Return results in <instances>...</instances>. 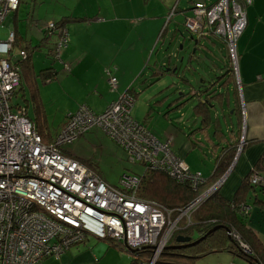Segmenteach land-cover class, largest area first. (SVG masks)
I'll list each match as a JSON object with an SVG mask.
<instances>
[{"label":"built area","instance_id":"obj_1","mask_svg":"<svg viewBox=\"0 0 264 264\" xmlns=\"http://www.w3.org/2000/svg\"><path fill=\"white\" fill-rule=\"evenodd\" d=\"M251 3H195L184 27L196 39L210 35L221 40L235 72V44L246 27L245 9ZM18 5L19 0H0V27ZM45 31L57 37L53 59L62 63L60 56L68 44L66 28L49 22ZM13 42V32L0 39V264H39L47 258H59L87 238L117 242L130 254L147 248L152 252L149 264H154L176 230L178 217L171 220L169 210L136 198L139 177L124 175L117 186L107 185L58 147L97 128L132 163L189 180L194 190L203 182L200 174L190 173L187 164L172 151L170 141H159L132 117L134 100L127 93L98 114L81 106L67 116L54 143L44 142L26 109L15 102L20 73L17 65L10 63ZM20 56L24 58L21 52ZM63 65L68 68V64ZM105 74L114 92L117 78L110 69ZM260 181L256 174L251 177L253 184ZM200 201L198 197L179 218Z\"/></svg>","mask_w":264,"mask_h":264},{"label":"crops","instance_id":"obj_2","mask_svg":"<svg viewBox=\"0 0 264 264\" xmlns=\"http://www.w3.org/2000/svg\"><path fill=\"white\" fill-rule=\"evenodd\" d=\"M202 1L207 3V5H211L217 0H199L198 2ZM181 2L182 0H50L48 10L52 8V16L49 22L64 21V27L68 32V45L63 50L62 55H64H61L62 64L78 62L74 69H71V75L69 76H76L72 71L75 72L76 67L85 61L89 62H86L85 66L82 65L80 68H85L87 72L90 71L91 74L94 73L98 75L97 79L91 77L93 83L90 85L89 91L92 88L95 91V94L92 93L93 99H88L86 101L80 99L79 104H84L96 114L101 113L110 103L116 101L119 96L123 94V91H126L129 86H132V83L135 84L137 80L143 76L142 82L137 86L139 91H136L134 88V96L136 97L138 92L142 93L144 89L142 87L150 78L144 75L145 71L141 70L138 73V78L132 79L136 74V70L139 68L140 62L145 59L147 56L146 54H148V56L151 54L152 50L155 49L156 42H159L164 36H169V34H171L173 39L171 38L169 40V44L170 46L172 45V42H174L177 36V26L180 24H178V21L173 24L175 31L172 33L168 28L171 20L174 19L176 21L177 17L175 16L183 14L184 22L185 18L190 13L191 6L195 4L196 0H187L185 6L179 7ZM173 9H175L174 16L167 23L165 20L169 18L171 10ZM17 13L18 10L16 13H13V19L16 18ZM245 13L247 24L235 44L237 62L234 72L235 79L222 84L221 87L216 82L214 88L218 87L217 94H221L220 97L213 99V96L209 94L212 90L204 95H200L199 91L204 88L203 85L206 81H203L204 78L211 80L210 76L203 77V70H209L213 74L211 77L216 76L217 78L221 73L220 68L223 66V61H226L227 52L225 58H219L217 61L218 63H215L212 58H208L205 54L197 58L198 55L196 56L195 54H197L198 51L207 52L208 49L206 43L204 45L203 41L196 44L197 40L194 37V44L198 47H195L196 52H193L197 69L193 67L194 60L192 58L183 65V58L179 55V51H181L183 47H180L179 51H176V48L174 49L173 63H170L171 56H167V62L162 60L160 63H157L156 59L153 64L152 70H154L155 73L153 72V74L155 76L157 75L156 70L159 65H166L169 70L171 68L173 69L172 72L166 70V74L170 76V80L173 79L174 81V83H171L173 90L167 95V98L171 100L159 99L154 102V107H151L150 102L146 100L145 112L141 119H138L137 114L134 113L136 112L134 107H132L131 111L132 117L137 122H141L147 127L159 141H170L172 151L185 163L194 151H198L201 155H195L193 162H202L203 165L210 164V166L204 165L205 170L203 167H200L201 170H199V172L204 178H208L212 174L213 165L211 156L214 157V155L219 152L220 147L218 144L219 142L224 144V136L228 137V139L237 137L244 145L245 143H250L247 147H242L241 152L239 151L237 153L229 172H227L226 178L220 183L221 185L218 188L219 193L228 200H232L242 180L249 175L254 163L264 151V0H252V4L246 7ZM38 22L40 23L41 21ZM165 25L168 26L166 27L164 36H161ZM39 32L42 33V38L41 36L40 39L36 37V39L39 40L35 49H41V47L47 48V57L48 50H51L56 43L57 37L51 36V40L47 37L44 39L45 35L43 34V30H39ZM181 34L182 33H180V35ZM32 38L33 37L29 38L26 35L20 36V44L29 48L30 44L33 42ZM166 42L167 40L165 38L160 43L158 51V53L161 52L163 57H166ZM206 42L213 45L216 43L224 45L221 40L215 37ZM136 43L140 45L137 51L138 53L141 51V58L139 61L134 62L133 58H129L130 61L132 60V62H134L133 64L128 61V63L120 65L117 60L120 59L121 53L124 52L123 50ZM208 51L213 55L212 51ZM125 53H131V49H125ZM215 57L217 58L216 55L213 58L215 59ZM178 60L181 63L179 67L177 66ZM110 62L117 65L115 71L117 88L114 92L109 90L107 85L108 82L102 78L101 71H95L96 67L99 68ZM199 63L201 65L203 64V66L197 67ZM206 63L208 65H206ZM60 66L54 63L49 64V62H44L42 66H39L38 70L35 68L32 69L34 74L38 75L43 69L53 68L52 71H56V79L58 72L61 71L62 66ZM140 73L141 76H139ZM41 77L42 76H40V78ZM151 84V82H148L149 86L147 88L151 87ZM36 85L39 97L38 104L42 107L38 79ZM65 86L67 87V85H64V87ZM158 88H161V86ZM160 90L161 89H159V91ZM158 94L159 93H155V95ZM207 94H209L207 96V106L211 121L217 124L218 129L217 132H215L213 127H210L204 134L199 133L196 135L195 133L191 136L195 141L203 139L202 135L205 136L206 146L204 147L202 146L203 144L199 143L200 148L201 146L203 147V149H200L191 144L186 137L185 131L190 128L191 125L195 124V128L199 124V118H197L198 112L196 113V111H194V107L197 105L198 101L204 100ZM79 104L75 101V104L70 105V107L66 109L67 113L65 117H67L69 113L77 110ZM166 105L168 106L165 114L162 110ZM184 107H187L188 112H190V117L186 121L185 115L182 113ZM155 109L160 112H155ZM171 111L182 113V117L179 118L177 122L173 121L175 119L169 117V112ZM42 114H44L43 110ZM158 117L164 118L167 126L161 131L157 129V132L154 133L151 127V121L153 118ZM41 119L42 122L40 125L43 128V132L46 134V137L42 135L45 142H49L53 135H56L66 123V119L61 121L57 131L51 135L46 123L45 114L44 118ZM182 122H185V130L183 128H176L174 125L175 123L182 125ZM208 138H210V141H208ZM191 166L190 164L188 165L192 170L193 167L195 169L198 168L194 163H192ZM220 181L221 180L218 182ZM252 194L255 195L254 193H250V195ZM257 196L264 200V192H258ZM258 197L254 200L252 197L247 201L248 204H251L249 207L250 214L248 217V224L249 227L257 232L264 240V210L257 204H254L257 202L256 200L259 199ZM97 242L98 240L96 239L87 238L83 243L71 247L59 258H47L39 264H100L101 258L111 251L109 248V250L107 249L108 251L103 250V246ZM107 243H109V247L113 246L118 248L121 252H126L131 261L130 253L119 245V243L114 241ZM215 254L224 255L225 261L222 262L224 264H249L227 251L223 254Z\"/></svg>","mask_w":264,"mask_h":264},{"label":"trees","instance_id":"obj_3","mask_svg":"<svg viewBox=\"0 0 264 264\" xmlns=\"http://www.w3.org/2000/svg\"><path fill=\"white\" fill-rule=\"evenodd\" d=\"M193 5L191 6V8L193 7ZM191 8L190 13L187 17L191 16ZM174 13L175 9L171 10L170 16L166 20L167 23L172 19ZM55 24L61 27H64L65 25L64 21L55 22ZM167 26L165 25V28H163L161 36H164ZM184 33L188 36L189 40H194V37H196L192 34H189L186 31L185 27ZM43 34L45 35L44 39L46 37L49 38L51 36H54L47 34L45 29L43 30ZM13 35L14 42L12 44V50L10 53V63L12 65H17L20 73V84L15 94V99L17 100H15V102H17L18 105L23 106L27 112L28 108L32 106L33 117L30 119L35 122L39 134L46 137V134L43 132V128L40 125L42 122L41 118H44V114H41L38 110V106H35L39 101L36 83L38 77L40 76H42V81H52L55 78L56 71H52L53 68H46L41 70L38 75H35L29 62L30 56L27 55L28 47L20 44L21 41L19 38L17 39L16 32H13ZM211 38L214 37L210 35L202 36L200 39H196V44L203 41L205 45V42L207 40L210 41ZM193 42L195 43V40ZM54 45L51 50H48L47 56H51V60L56 63V61L53 59ZM194 47L198 48L197 45H195ZM15 49H19V53H17L16 55L15 53H13ZM20 52L24 54V58L20 56ZM194 52H196L195 49ZM226 52L227 58L225 62L223 61V66H221L220 68V75L217 78L216 76L210 77L211 80H207L204 78L203 81H206L203 85L204 88L201 90L199 89L200 95H204L212 90L209 94L213 96V99H216L221 96V94H217L218 87L214 88V86H216V82L221 87L222 84L235 79L234 70L231 66V58L229 56L227 48ZM193 56L194 53L191 52L189 55V59L192 58L195 61L196 59ZM202 66L203 65H201L200 63L197 64V67ZM194 68L197 69L196 66ZM166 70H169L166 65H159L156 70V76L163 75V73L166 74ZM111 71L112 74L115 75L116 69H111ZM169 71L172 72L173 69L171 68ZM152 72H154V70ZM141 73L139 76H141ZM153 77H155L154 74ZM149 82L151 81L149 80ZM124 93H127L134 100V83H132V86H129L127 90L124 91ZM209 94L205 96L204 100L198 101L197 105L194 107V111H196V113L198 112L197 118H199V124L195 128V124H193L185 131L186 137L191 142V144L194 147L198 148H200L199 143L203 144L202 146L204 147L206 146V138L204 135H202L203 139L195 141L191 137L193 134H204L210 127H213L215 132H217L218 129L217 124L215 122L212 123L211 116L209 114L210 112L207 106V96ZM76 111L69 114H74ZM140 124L142 123L140 122ZM43 136L42 139L44 140ZM224 140V144H221L220 142L218 144L220 147L219 152L214 155V157L211 156L213 166L212 174L210 175V177L204 178L199 171L192 170L189 167L190 173H199L203 180L202 184L199 185V188L197 190H194L192 188L189 180L174 179L164 171L151 169L149 168V166L143 163H139L143 166L144 169L142 174L139 176V186L135 194L136 198L141 201L153 203L163 210H169L171 212V220H175L178 217V224L180 228L178 231H175L173 236L170 238L172 244H169V242L166 244L165 248L161 251L154 264H198V260H200L203 256H206L207 254L226 251L236 255L249 264H264V240L257 232L249 227L248 217L250 214L249 207L251 206V204H248L247 202L252 197L253 200L256 199L258 197V192H264V151L258 158V160L254 163V166L251 169L249 175L242 180L232 200L226 199L219 193L218 189H215L213 190V192H211V194L207 195L204 200H201L199 203L192 207L190 214H187L188 217L185 216L186 219L179 218L181 211L193 205L200 194L205 192L207 189L212 188L215 183L223 178V176L232 166L233 161L236 158L237 153L239 152L238 150L242 147L244 148V146L247 147L250 144H242L237 137L228 139V137L224 136ZM208 141H210V138H208ZM202 146L200 149H203ZM80 162L87 168L95 172L90 164L85 161ZM254 174H256V176L261 179V181L257 184H253L251 182V177H253ZM250 193H254L255 195H250ZM256 201L257 202H255L254 204H257L261 207V209L264 210V200L259 198ZM179 236L189 237L191 239V242L197 241L199 239L202 240H200L196 245L192 247L183 248L181 247L182 244L176 242V238ZM245 250H247L248 252H245ZM151 255L152 252L149 249L142 248L134 254H130V264H149Z\"/></svg>","mask_w":264,"mask_h":264},{"label":"rangeland","instance_id":"obj_4","mask_svg":"<svg viewBox=\"0 0 264 264\" xmlns=\"http://www.w3.org/2000/svg\"><path fill=\"white\" fill-rule=\"evenodd\" d=\"M198 1L199 0H196V2H198ZM186 2H187V0H182L179 7L185 6ZM199 3H205V2L202 1ZM205 4H207V3H205ZM48 6H50V0H43V1H40V0H20V6L18 9V13L16 15V18L13 19L14 14H10L5 19V21L2 23V25L0 27V39L1 40L6 39L7 33L9 31L16 32L17 39L20 38V36L22 37L23 35H26L29 38L33 37L32 38L33 42L30 44V47L27 49V55L30 56V58H29L30 65L32 66V68H35L36 70H38L39 66H42L44 64V62H47V63L49 62V64L54 63V62H52V60L50 58L51 56L46 57L47 48L41 47V49H35L36 45L38 44V40L40 39V36L42 38V33L39 32V30L42 31L45 29V27L49 23V20L51 19V16H52V8L48 10ZM175 17H177V20L175 21L174 19H172L170 24H169V27H168L169 30L173 33V31H175L173 24L177 21H178V24H180L179 26H177V29H176L177 36H176L174 42H172V45L170 46V44H169V40L171 38L173 39V37H171V34H169V36H164L159 42L157 41L155 49L152 50V52L149 56H148V54H146L147 56L145 57V59L143 61H141L139 64V68H138L139 70L138 69L136 70V74L132 78V79L138 78L137 77L138 73L141 70H143V71H145L144 75L148 76L150 78L151 83H152L151 87L147 88L149 86L148 85L149 81H148L142 87V88H144L143 92L142 93L138 92V95L134 99L133 107H134V110H136V112H134V113L137 114L138 119H141V117L143 116V114L145 112L146 100H148L150 102L151 107H154V102L159 100V99L160 100L167 99V101L171 100V99L167 98V95L169 94V92H172L173 89H172L171 83H174V81H173V79L170 80V76L167 74H164V73H163V75L153 77V72H152L153 70L152 69H153V64L155 63L156 59H157V63H160L162 60H164V62H167L168 61L167 56H171L170 63H173L174 62V59H173L174 49L176 48V51H179V48L183 47L182 50L179 51L180 52L179 55L181 58H183V65H184L189 60L190 53L194 52V49H195L194 42L190 41L187 38L186 34L184 33V27L182 25V22L184 19L183 14L177 15ZM38 21H41V22L39 23ZM180 33H182V34L180 35ZM36 37H38L39 39H36ZM51 38L52 37H49L48 39L51 40ZM165 38L167 40L166 48H165L166 57H163L161 52L158 53V51L160 48V43ZM205 43H206L207 49L212 51L213 55L208 50H207V52H199L198 51L197 54H195L196 56L198 55L197 58L202 57L205 54L208 58H210V59L212 58V60L215 63H218L217 61L219 60L220 57L225 58L226 50H225V46L223 44L216 43L215 45H213V44L208 43V42H205ZM139 46L140 45L136 43L131 47L129 46V48L126 47L125 49H127V50L131 49V53H125V49H124L123 50L124 52L121 53L120 59H118L117 62L120 65L126 64V63H128V61H130L129 58H131V59L133 58L134 62L135 61L138 62L139 59L141 58V56H140L141 51L139 53L137 52ZM13 53H15V55H16L17 53H19V49H15ZM62 53H61V55H62ZM215 55L217 56V58L215 57V59H214L213 57ZM86 62H89V61H85L81 65H78L76 67L75 72L72 71V73H75V75H76L74 77L69 76V75H71V69L73 70L78 62L68 64V68H66L59 61H56V63H54L56 65L62 66V67L60 66L61 71L58 72L56 79L54 78L52 81H42L41 80L42 77L41 78L38 77V86H39V91H40V95H41L40 99H41L42 107L39 106L38 102L36 103L35 106L36 107L38 106V108H39L38 110L41 114H42V110L44 111L46 123L49 127V132L51 133V135L54 134L55 131H57L58 127L60 126L61 121L66 119V117H65V115L67 113L66 109L68 107H70V105L75 104V101L78 102V104H79L80 99L83 101L84 100L86 101L88 99L89 100L93 99V94H95V91L93 90V88L89 91V87L93 83V79H91V77H93L94 79H97L98 75H96L94 73L91 74L90 71L87 72L85 68H82V67L80 68V66H82V65L85 66ZM130 62L132 64L134 63V62H132V60ZM180 65H181V63L178 60L177 66L179 67ZM116 66H117L116 64H114L113 62H110L109 64L100 66L99 68L96 67L95 71L96 72L101 71L102 78L108 82V78L105 74V70L110 69V68L116 69ZM193 66L194 67L196 66L195 61H194ZM231 66L234 69L233 64H231ZM203 73H204L203 77H205V76L211 77L213 75L209 70L207 71V69H204ZM79 78H80V80H79ZM143 78L144 77L142 76L134 84V88L136 91L138 90L137 89L138 84H140L142 82ZM64 85H67V87L65 86L66 87L65 88ZM107 85L109 88V84H107ZM159 86H161V88H158ZM155 89H156V91H155ZM159 89H161V90L159 91ZM109 90H110V88H109ZM122 93H124V91ZM155 93H159V94L155 95ZM83 105L84 104H79V106L77 107V110ZM29 106H30V104H29ZM167 106L168 105H166L162 110V112L165 114L167 112L166 111ZM155 112H160V111L155 109ZM28 113H29L28 117L32 118L33 117L32 106H30V108H28L27 114ZM182 113L185 115V121H186L190 117V112H188V108L184 107ZM182 113L171 111V112H169V117L171 119H175L173 121L177 122V120L182 117ZM155 116H156V114H155ZM174 125L176 126V128L178 127V128H183L184 130L186 129L185 128V122H182V125H178V123H175ZM166 126H167V123H166L164 118H160V117L153 118V120L151 121V127H152L154 133L157 132V129L161 131ZM59 132L60 131H58L56 135L54 134L55 136L53 135L52 139L46 143H54V139L56 138V136L58 135ZM162 142H165V141H162ZM58 148H60L63 155H65L67 157L74 158V159H79V161H82V162L85 161L88 164H90L91 167L93 168V170H95V172L100 176V178L107 185H110V186H117L120 179L124 175H126V176L130 175L132 177H134V176L139 177L142 174L143 169H144L141 164L132 163L128 159L125 152L120 147H118L112 140H110L101 130H99L97 128L90 129L86 133L80 135L77 139H75L71 143L60 145ZM241 149L242 148H240L238 151L241 152ZM195 155L198 156L201 154L198 153V151H194V153H192V155L189 157V159L186 160L187 161L186 163L187 164L189 163L190 166L192 163H194L198 167L197 169H195L193 167V170L199 171V170H201L202 167L205 170L204 165L210 166V164H204L203 165L202 162L201 163L195 162V161L193 162ZM190 159L192 160V162ZM191 168H192V166H191ZM228 172H229V170H228ZM222 180H224V176H223ZM222 182L220 181V182L215 183L213 185L214 188H209L205 192L200 194V196L204 195V194H205V196H201V197L198 196V197L201 198V200H204L207 197V195L211 194V192H213L214 189L218 188V186H220L221 185L220 183H222ZM208 191H210V192H208ZM191 210L192 209H190L188 214H190ZM185 216L188 217L187 213L184 216H182L181 218L186 219ZM179 229H180L179 224H177V228L175 231H178ZM175 231L173 232V234L175 233ZM168 242H169V244H172L171 240ZM97 243L101 244L103 246V250H107L109 248L111 251L109 254H107L106 256L101 258L100 264H129V261H130L129 255L126 252H124V251L121 252L118 248L113 247V246L109 247V245H108L109 243H107L105 241H98ZM119 245H121V244H119ZM220 253L223 254L224 252H220ZM223 261H225L224 255L213 253V254H207L206 256H203L200 260H198V264H201V263H204V264H224V263H222Z\"/></svg>","mask_w":264,"mask_h":264},{"label":"water","instance_id":"obj_5","mask_svg":"<svg viewBox=\"0 0 264 264\" xmlns=\"http://www.w3.org/2000/svg\"><path fill=\"white\" fill-rule=\"evenodd\" d=\"M190 40H193V39H190ZM226 175H227V173L225 174L224 179L226 178ZM222 181L223 180L221 179V182ZM218 188H219V186H218ZM218 188H216V189H218ZM200 240H202V239L191 242V239L189 237L179 236V237H177L176 242L182 244L181 247L186 248V247H192V246L196 245ZM177 248H179V247H177Z\"/></svg>","mask_w":264,"mask_h":264}]
</instances>
